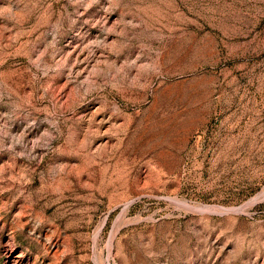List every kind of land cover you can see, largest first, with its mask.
<instances>
[{
    "label": "rangeland",
    "instance_id": "374dc122",
    "mask_svg": "<svg viewBox=\"0 0 264 264\" xmlns=\"http://www.w3.org/2000/svg\"><path fill=\"white\" fill-rule=\"evenodd\" d=\"M0 264H264V0H0Z\"/></svg>",
    "mask_w": 264,
    "mask_h": 264
},
{
    "label": "bare ground",
    "instance_id": "6f19581e",
    "mask_svg": "<svg viewBox=\"0 0 264 264\" xmlns=\"http://www.w3.org/2000/svg\"><path fill=\"white\" fill-rule=\"evenodd\" d=\"M237 211V210H236Z\"/></svg>",
    "mask_w": 264,
    "mask_h": 264
}]
</instances>
